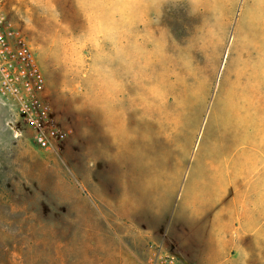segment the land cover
<instances>
[{
  "label": "rangeland",
  "instance_id": "obj_1",
  "mask_svg": "<svg viewBox=\"0 0 264 264\" xmlns=\"http://www.w3.org/2000/svg\"><path fill=\"white\" fill-rule=\"evenodd\" d=\"M0 16L68 130L40 150L0 104V264H147L151 244L172 253L159 232L189 264H264V0H0Z\"/></svg>",
  "mask_w": 264,
  "mask_h": 264
},
{
  "label": "built area",
  "instance_id": "obj_2",
  "mask_svg": "<svg viewBox=\"0 0 264 264\" xmlns=\"http://www.w3.org/2000/svg\"><path fill=\"white\" fill-rule=\"evenodd\" d=\"M0 104L31 132L33 143L53 150L68 130L54 119L45 72L23 28L0 16ZM147 264H185L161 245H150Z\"/></svg>",
  "mask_w": 264,
  "mask_h": 264
},
{
  "label": "crops",
  "instance_id": "obj_3",
  "mask_svg": "<svg viewBox=\"0 0 264 264\" xmlns=\"http://www.w3.org/2000/svg\"><path fill=\"white\" fill-rule=\"evenodd\" d=\"M263 76H264V72H263ZM264 92V91H263ZM254 95V94H253ZM254 184V183H253ZM258 183H255L254 185L256 186ZM73 206H77L76 205V202H74V204H73ZM209 214V216H210V229H213V230H211L212 231V233L214 234V235H216V234H219V237H221V233H222V229H219V226L221 225V223H220V219L219 218H215V216H214V212H209L208 213ZM157 218H156V222L160 219V221H161V223L160 224H164V222H165V220H166V216L164 215V214H162L161 216H159L158 217V215L156 216ZM159 218V219H158ZM150 220H152V217L150 218ZM177 229H179V225L177 224L176 226H175ZM180 230V229H179ZM162 232L160 233L159 232V234H157L158 236V238L160 239V241H162V243L165 245V246H168V245H171V252H172V254H174V255H176L180 260H182L185 264H189V262H188V260H187V258H186V256L184 255V253H183V251L179 248V246L177 245L178 244V240H179V238H176V236H174V235H172V234H170V233H167V237H164V238H162ZM224 234H225V236H227L228 237V232H227V230H224ZM215 237V236H214ZM213 237V238H214ZM227 242H228V239H226V238H224ZM173 241V242H172ZM167 251V250H166ZM169 252V251H168Z\"/></svg>",
  "mask_w": 264,
  "mask_h": 264
}]
</instances>
